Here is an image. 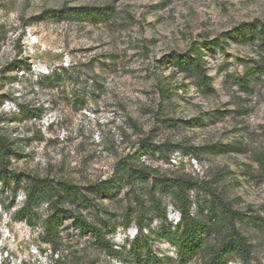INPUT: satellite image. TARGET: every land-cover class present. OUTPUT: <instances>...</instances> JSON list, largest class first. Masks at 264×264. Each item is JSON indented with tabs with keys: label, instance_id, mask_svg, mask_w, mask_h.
<instances>
[{
	"label": "rangeland",
	"instance_id": "rangeland-1",
	"mask_svg": "<svg viewBox=\"0 0 264 264\" xmlns=\"http://www.w3.org/2000/svg\"><path fill=\"white\" fill-rule=\"evenodd\" d=\"M80 6L113 13L66 17ZM252 23L264 0H0V141L22 178L0 183V264H139L135 239L158 264H207V250L183 261L167 239L180 205L163 181L178 178L191 215H206L209 192L242 214L250 253L222 264H264V40L235 35ZM192 48L207 84L171 61ZM142 166L147 178L127 179ZM31 178L79 188L86 219L111 226L107 245L70 216L48 231L45 202L26 221Z\"/></svg>",
	"mask_w": 264,
	"mask_h": 264
},
{
	"label": "trees",
	"instance_id": "trees-1",
	"mask_svg": "<svg viewBox=\"0 0 264 264\" xmlns=\"http://www.w3.org/2000/svg\"><path fill=\"white\" fill-rule=\"evenodd\" d=\"M113 10L110 6H80L75 7L66 17L68 19L84 18L94 22L107 21L112 16ZM237 39L244 40L248 37H259L264 40V25L258 27L257 23L247 24L235 29ZM209 45V44H208ZM195 55L194 58L188 56H172L173 64L186 73H192L196 78L201 79L202 83L207 84V78L202 69L201 52L195 48L189 50ZM56 74L49 76L48 79L56 77ZM58 75V74H57ZM60 75V74H59ZM60 79V78H58ZM240 84L247 85V77L239 80ZM148 145V144H147ZM146 144H142L140 150H144ZM5 148V150H3ZM9 148L0 141V183L7 185L10 178L15 179L18 184L22 178L7 170L4 162L8 161L11 154ZM151 169L147 166L132 167L126 172L128 180H143L150 175ZM105 184V182L103 183ZM186 181L182 179H166L163 186H168V191L175 189L176 199L179 201V217L176 221L174 232L168 231V241L174 246L176 256L183 261H188L196 254L205 252L210 253V261L207 264H222L223 257L229 255H239L243 258L250 253V245L246 242L245 236L237 228L236 222L242 218L239 211L233 210L228 203L224 202L220 196L209 192L211 198L207 202L206 215L203 211L191 215L189 211L188 197L186 195ZM24 205L19 210V214L28 222H31L34 207L41 202L47 203L50 213L47 214L44 224L49 231L56 227V223L68 216L72 217L73 224L81 232H88L94 238L107 245L104 238V228H110V224L102 226L90 223L83 215L82 209L91 203V199L81 194L79 188L67 182H54L47 178H31L23 186ZM112 184L110 189H114ZM15 195V192H13ZM69 204V207H64ZM201 207V206H200ZM205 207V204L204 206ZM162 217L165 218V212ZM142 226L139 225V230ZM220 235L221 240L218 246L210 247L206 240L210 236ZM144 251V254H142ZM131 252L139 264H158V259L151 254V250L135 239L131 242Z\"/></svg>",
	"mask_w": 264,
	"mask_h": 264
}]
</instances>
